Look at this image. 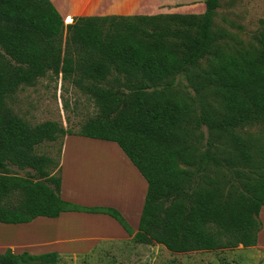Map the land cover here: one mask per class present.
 <instances>
[{"label": "trees", "instance_id": "trees-1", "mask_svg": "<svg viewBox=\"0 0 264 264\" xmlns=\"http://www.w3.org/2000/svg\"><path fill=\"white\" fill-rule=\"evenodd\" d=\"M220 6L206 0L202 14L83 15L66 24L52 0H0V221L100 212L116 218L135 243L172 252L255 246L263 226L264 149L239 128L264 124V29L255 43L226 51L213 29ZM117 19L157 22L144 30L138 23L121 28ZM168 20L178 28L160 22ZM50 72L75 76L98 105L78 132L53 120L31 125L7 104L20 86ZM67 134L117 142L146 178L137 231L117 209L60 196V160L37 147ZM212 167L232 175L212 176ZM58 259L57 251L0 253V264Z\"/></svg>", "mask_w": 264, "mask_h": 264}, {"label": "rangeland", "instance_id": "rangeland-1", "mask_svg": "<svg viewBox=\"0 0 264 264\" xmlns=\"http://www.w3.org/2000/svg\"><path fill=\"white\" fill-rule=\"evenodd\" d=\"M90 2L95 3V0ZM71 22L72 19L65 20L66 24ZM109 22L105 24L108 26ZM116 22L123 25L121 28H125L130 23H138L142 29L152 30L157 21L117 19ZM160 22L171 23L175 30L179 26L176 20ZM213 29L222 34L218 42L223 43L228 52L241 45L248 46L250 43H255L254 34L264 29V0H221V6L217 9L214 18ZM207 64V59L201 61L202 66ZM74 78L75 76L65 79L63 75L58 77L50 72L32 85L20 86L7 98V104L31 125L53 120L66 129L78 132L87 119L97 115L99 108L94 98L75 84ZM178 87L184 89V85ZM239 130L245 136L256 140L254 143L257 147L264 149V124L256 123ZM62 140L61 137L57 141L44 142L37 147V152L47 154L58 162ZM82 150L84 162L81 164L83 167L80 176L83 178L81 181L83 191L88 192L89 186L96 185L103 195L113 196V199L124 203L125 206L130 199L132 184L130 177L121 174L118 168L120 165L128 168L129 166L120 158L122 154L116 143L108 145V151H102L97 147ZM95 153L102 155L96 157ZM128 168L125 167L122 173L129 174ZM13 169L21 175L27 173L26 170L16 167ZM57 169L58 167L56 173ZM222 169L227 175H232L228 167ZM223 170L218 171L223 173ZM218 171L217 167H212L211 175L219 176ZM29 229L42 230L43 226L33 224ZM26 234L23 232L19 236ZM58 264H264V250L239 245L235 248L181 253L172 252L165 245L156 242L140 246L134 241H129L122 246L107 243L96 252L79 258H68L59 254Z\"/></svg>", "mask_w": 264, "mask_h": 264}, {"label": "crops", "instance_id": "crops-1", "mask_svg": "<svg viewBox=\"0 0 264 264\" xmlns=\"http://www.w3.org/2000/svg\"><path fill=\"white\" fill-rule=\"evenodd\" d=\"M52 0L64 20L76 16L97 15H155L162 13L202 14L206 11V0ZM116 143L120 158L127 166H118L121 174L126 168L131 179L130 199L124 203L103 195L96 185L83 191L80 176L83 150L97 147L108 151V145ZM108 144V145H107ZM92 145V146H90ZM89 146V147H88ZM101 151V152H102ZM96 157L102 155L95 153ZM94 168V167H93ZM61 187L60 196L71 203L85 207H112L117 209L131 227L137 231L144 207L148 182L117 142L77 134H67L62 141L60 154ZM94 170V169H93ZM119 172V171H118ZM72 173V176H71ZM263 223L258 233L257 250H264V205L260 209ZM43 226L42 230H30V226ZM26 232V236H19ZM130 233L113 216L107 213L87 211H64L59 217L40 216L27 223H3L0 221V253L11 248L15 253L29 251L34 254L57 251L68 258H79L96 252L109 244L122 246L133 241ZM137 244V243H136ZM146 245V244H138ZM242 246V245H241ZM100 247V248H99Z\"/></svg>", "mask_w": 264, "mask_h": 264}, {"label": "bare ground", "instance_id": "bare-ground-1", "mask_svg": "<svg viewBox=\"0 0 264 264\" xmlns=\"http://www.w3.org/2000/svg\"><path fill=\"white\" fill-rule=\"evenodd\" d=\"M101 150V149H100ZM125 174V173H124Z\"/></svg>", "mask_w": 264, "mask_h": 264}]
</instances>
